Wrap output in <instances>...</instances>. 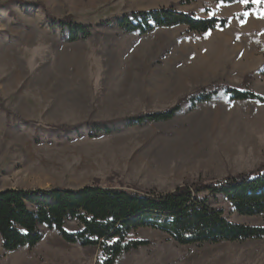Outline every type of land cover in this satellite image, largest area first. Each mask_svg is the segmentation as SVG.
Listing matches in <instances>:
<instances>
[{"label":"rangeland","instance_id":"1","mask_svg":"<svg viewBox=\"0 0 264 264\" xmlns=\"http://www.w3.org/2000/svg\"><path fill=\"white\" fill-rule=\"evenodd\" d=\"M169 8L225 25L147 34L117 25ZM65 22L90 37L73 40ZM226 87L264 99V1L0 0V191L96 184L168 193L255 173L264 167V102L233 100ZM205 94L215 96L195 99ZM176 106L168 121L131 124ZM211 202L231 222L264 227V215L241 216L220 195ZM42 231L37 246L15 252L0 238V264H100L99 249ZM129 240L144 245L116 264H264V239L181 246L148 228Z\"/></svg>","mask_w":264,"mask_h":264},{"label":"trees","instance_id":"2","mask_svg":"<svg viewBox=\"0 0 264 264\" xmlns=\"http://www.w3.org/2000/svg\"><path fill=\"white\" fill-rule=\"evenodd\" d=\"M253 1L248 0V3ZM63 25L69 27L73 40L91 35L88 29L75 22ZM117 25L124 33L147 34L155 29L179 26L187 27L191 32L205 33L224 26L225 21L200 20L192 14L169 8L125 15ZM224 90L233 100L264 102L251 92L231 87ZM214 94L195 99L209 102ZM179 110L176 106L170 111L140 116L132 119L131 124L168 121ZM219 195L225 197L241 216L264 215V167L214 186L181 187L168 193H133L96 184L77 190L5 189L0 191V238L6 252L34 248L42 241V227H46L56 231L69 244L99 249L100 264H116L122 255L144 245V242L129 240L132 233L141 229L165 233L181 246L264 239V227L231 222L222 210L215 208L211 200ZM70 222L78 226L77 231L66 230Z\"/></svg>","mask_w":264,"mask_h":264},{"label":"snow or ice","instance_id":"3","mask_svg":"<svg viewBox=\"0 0 264 264\" xmlns=\"http://www.w3.org/2000/svg\"><path fill=\"white\" fill-rule=\"evenodd\" d=\"M242 2H244V3H248V0H242ZM254 2H257V3H259V2H260V0H254Z\"/></svg>","mask_w":264,"mask_h":264}]
</instances>
